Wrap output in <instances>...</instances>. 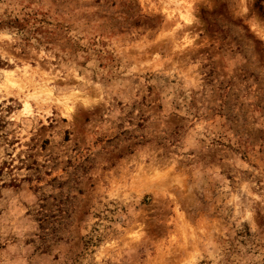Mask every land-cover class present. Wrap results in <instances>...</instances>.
<instances>
[{"label":"rangeland","instance_id":"rangeland-1","mask_svg":"<svg viewBox=\"0 0 264 264\" xmlns=\"http://www.w3.org/2000/svg\"><path fill=\"white\" fill-rule=\"evenodd\" d=\"M0 264H264V0H0Z\"/></svg>","mask_w":264,"mask_h":264},{"label":"snow or ice","instance_id":"snow-or-ice-1","mask_svg":"<svg viewBox=\"0 0 264 264\" xmlns=\"http://www.w3.org/2000/svg\"><path fill=\"white\" fill-rule=\"evenodd\" d=\"M242 11L247 12V10H242ZM247 14L250 15V12L247 13ZM191 22H192V21H191L190 19L185 21V23H191ZM69 111H71V109H69Z\"/></svg>","mask_w":264,"mask_h":264}]
</instances>
